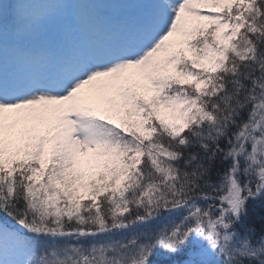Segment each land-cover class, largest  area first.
<instances>
[{"label":"snow or ice","instance_id":"obj_1","mask_svg":"<svg viewBox=\"0 0 264 264\" xmlns=\"http://www.w3.org/2000/svg\"><path fill=\"white\" fill-rule=\"evenodd\" d=\"M0 264H264V0H0Z\"/></svg>","mask_w":264,"mask_h":264}]
</instances>
